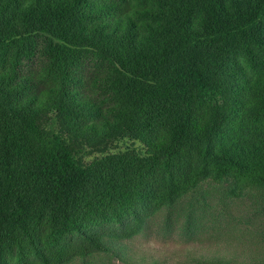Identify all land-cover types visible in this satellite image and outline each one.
<instances>
[{
	"label": "trees",
	"instance_id": "1",
	"mask_svg": "<svg viewBox=\"0 0 264 264\" xmlns=\"http://www.w3.org/2000/svg\"><path fill=\"white\" fill-rule=\"evenodd\" d=\"M211 174L264 183V0H0V264Z\"/></svg>",
	"mask_w": 264,
	"mask_h": 264
},
{
	"label": "rangeland",
	"instance_id": "2",
	"mask_svg": "<svg viewBox=\"0 0 264 264\" xmlns=\"http://www.w3.org/2000/svg\"><path fill=\"white\" fill-rule=\"evenodd\" d=\"M49 120V126L57 122L53 115ZM122 153L145 156L147 147L127 134L104 145L83 144L78 152L86 163ZM186 188L140 203L124 223L89 229L107 248H93L76 233L61 241L49 262L32 257L25 264H264V183L211 174Z\"/></svg>",
	"mask_w": 264,
	"mask_h": 264
}]
</instances>
